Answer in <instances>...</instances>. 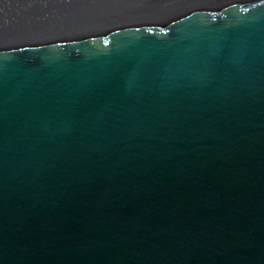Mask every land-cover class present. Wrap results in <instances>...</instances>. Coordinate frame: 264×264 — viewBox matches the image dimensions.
Listing matches in <instances>:
<instances>
[{
    "label": "water",
    "instance_id": "water-1",
    "mask_svg": "<svg viewBox=\"0 0 264 264\" xmlns=\"http://www.w3.org/2000/svg\"><path fill=\"white\" fill-rule=\"evenodd\" d=\"M0 264H264V0H0Z\"/></svg>",
    "mask_w": 264,
    "mask_h": 264
}]
</instances>
